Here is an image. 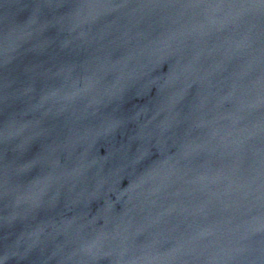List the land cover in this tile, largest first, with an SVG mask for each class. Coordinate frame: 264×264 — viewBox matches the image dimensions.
<instances>
[{
	"label": "water",
	"instance_id": "water-1",
	"mask_svg": "<svg viewBox=\"0 0 264 264\" xmlns=\"http://www.w3.org/2000/svg\"><path fill=\"white\" fill-rule=\"evenodd\" d=\"M0 264H264V0H0Z\"/></svg>",
	"mask_w": 264,
	"mask_h": 264
}]
</instances>
